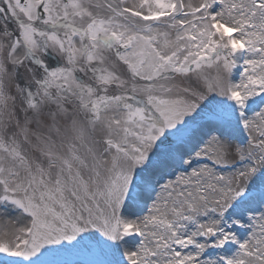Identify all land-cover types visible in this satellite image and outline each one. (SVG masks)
<instances>
[{"label":"snow or ice","instance_id":"snow-or-ice-1","mask_svg":"<svg viewBox=\"0 0 264 264\" xmlns=\"http://www.w3.org/2000/svg\"><path fill=\"white\" fill-rule=\"evenodd\" d=\"M0 264H264V0H0Z\"/></svg>","mask_w":264,"mask_h":264}]
</instances>
